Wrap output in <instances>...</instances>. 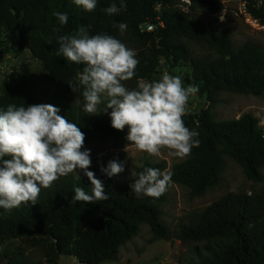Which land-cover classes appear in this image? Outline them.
I'll return each mask as SVG.
<instances>
[{
    "label": "trees",
    "instance_id": "16d2710c",
    "mask_svg": "<svg viewBox=\"0 0 264 264\" xmlns=\"http://www.w3.org/2000/svg\"><path fill=\"white\" fill-rule=\"evenodd\" d=\"M176 0H97L87 12L73 0H0V52L4 40L18 33V47L29 51L40 63L41 73L23 68L18 82L0 96V110L9 104L25 107L50 104L59 115L77 124L85 140L98 136L119 139L124 130L111 126L108 111L89 115L77 104L83 99L72 91L69 81L82 72L84 65L58 55V37L73 34L81 27L90 35L126 36L136 44L139 64L131 83L151 79L163 59L177 65L187 63L190 75L186 86H198V95L214 104L220 93L264 97V52L253 45L236 48L229 37L214 27L194 21L169 5ZM124 3L125 9L109 15L104 9ZM193 8L214 15L222 13L221 3L188 0ZM247 14L264 27V0H242ZM55 12L67 13L61 25ZM126 23L121 33L117 25ZM154 27L146 32L145 26ZM187 44L205 47L210 54H194ZM78 82V81H77ZM83 89H81V92ZM185 126L199 133V147H193L183 162L171 167L172 183L187 188L195 197L218 185L224 158L236 163L246 179L264 183V128L250 114L231 121H217L211 108L198 115L185 114ZM8 158V157H6ZM146 168L166 170L164 163L145 164ZM105 185L107 200L95 203L73 201L74 187L91 194L88 178L69 174L42 189L35 205L30 202L12 210L0 211V247L19 241L39 250L47 264H58L71 257L80 264H105L117 261L121 248L147 226L155 240L168 239L158 207L165 203L167 191L159 198L137 197L129 182L116 184L101 169L94 171ZM168 190V188H167ZM177 238L183 243H203L197 258L188 264H264V192L227 194L200 211L196 219L181 226ZM10 257L6 264H36L20 248L4 249Z\"/></svg>",
    "mask_w": 264,
    "mask_h": 264
},
{
    "label": "clouds",
    "instance_id": "9594fccd",
    "mask_svg": "<svg viewBox=\"0 0 264 264\" xmlns=\"http://www.w3.org/2000/svg\"><path fill=\"white\" fill-rule=\"evenodd\" d=\"M73 2L87 12L97 7V0ZM124 9L121 2L119 7L112 4L104 11L114 15ZM54 15L61 25L67 24V13ZM117 27L123 33L127 24L119 23ZM58 42V55L84 65L82 72L68 82L73 92L82 95L83 111L96 115L106 95L103 111L112 109L111 126L119 131L128 129L126 149L132 145L157 157L167 150L170 156L183 159L193 147H199V133L186 127L183 120L198 86L185 87L181 77L164 73L159 80L141 78L135 88L129 89L123 82L136 76L139 60L137 52L119 39L108 34L90 35L87 28L81 27L73 34L58 37ZM59 112L50 104H9L6 110H0V208L12 210L29 202L35 205L42 189L51 188L77 168L90 181L91 194L74 187L72 200L95 203L108 199L104 183L88 170L92 161L90 150L82 151L85 134ZM101 171L112 177L122 173L124 166L109 161ZM132 175L136 179L130 188L137 197L159 198L172 183V173L167 170L146 168Z\"/></svg>",
    "mask_w": 264,
    "mask_h": 264
},
{
    "label": "rangeland",
    "instance_id": "374dc122",
    "mask_svg": "<svg viewBox=\"0 0 264 264\" xmlns=\"http://www.w3.org/2000/svg\"><path fill=\"white\" fill-rule=\"evenodd\" d=\"M223 5L221 14L214 15L193 8L187 0L173 1L169 6L178 10L188 18L204 25L214 27L218 32L226 34L236 48L249 44L264 52V27L259 26L247 14L242 0H212ZM126 47L136 51V44L129 42L126 36L118 38ZM18 33L4 40V48L0 52V96L11 89L18 82V74L23 68H28L33 73H41L42 67L34 60L29 51L18 47ZM196 55L210 54L205 47L187 44ZM164 73L184 78L190 75V66L187 63L171 65L163 59L159 68L148 81L159 80ZM129 89L137 85L131 81L123 82ZM108 97L102 96V103L98 106L103 111ZM77 104L83 108V99H78ZM211 108L217 121H231L239 119L245 114L254 116L261 128H264V97H252L231 93H220L214 104L210 105L205 96L196 93L190 97L186 114L198 115L201 111ZM98 111V112H99ZM111 113L112 109H107ZM127 127L119 139L103 138L98 136L84 140V149L90 150L91 166L89 171L106 168L109 161L122 163L124 171L113 176L116 184H123L133 179L136 172L145 164L164 163L167 171L171 167L183 162V159L170 156L167 150H162L160 156H152L146 152L138 151L134 146H126ZM126 149V150H125ZM264 176V168L261 169ZM76 178H87L84 171L77 168L71 173ZM258 194L264 192V183L254 184L246 179L242 169L228 158H224V169L216 187L207 190L201 197L193 196L190 191L182 186L171 183L167 190L166 201L158 207L161 220L168 230V239L155 240L147 226H141L139 234L127 242L120 250L117 261L105 264H188L192 258H197L196 249L203 248V243H183L177 238L181 226L193 222L197 215L210 204L231 193ZM2 208H0L1 211ZM20 248L24 255L36 264H47L42 253L37 249H29L19 241H7L0 247V254L4 249ZM7 260L0 264H6ZM58 264H80L71 257H61Z\"/></svg>",
    "mask_w": 264,
    "mask_h": 264
},
{
    "label": "built area",
    "instance_id": "2783aa9c",
    "mask_svg": "<svg viewBox=\"0 0 264 264\" xmlns=\"http://www.w3.org/2000/svg\"><path fill=\"white\" fill-rule=\"evenodd\" d=\"M187 3H189L188 0H187ZM144 29L146 32H152L154 30V27L151 25H147V26H145Z\"/></svg>",
    "mask_w": 264,
    "mask_h": 264
},
{
    "label": "water",
    "instance_id": "95a60500",
    "mask_svg": "<svg viewBox=\"0 0 264 264\" xmlns=\"http://www.w3.org/2000/svg\"><path fill=\"white\" fill-rule=\"evenodd\" d=\"M9 258H10V257H6L5 255L0 254V263H1L2 261L8 260Z\"/></svg>",
    "mask_w": 264,
    "mask_h": 264
}]
</instances>
